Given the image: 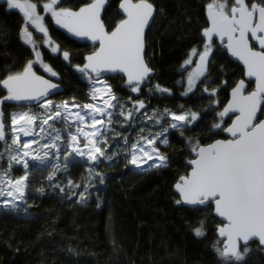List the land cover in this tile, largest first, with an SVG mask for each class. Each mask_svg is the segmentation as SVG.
<instances>
[{"label":"snow or ice","instance_id":"obj_1","mask_svg":"<svg viewBox=\"0 0 264 264\" xmlns=\"http://www.w3.org/2000/svg\"><path fill=\"white\" fill-rule=\"evenodd\" d=\"M3 4L22 14L18 36L31 51L22 63L0 67L2 210L27 211L23 205L37 174L47 181L35 187L40 195L46 187L59 189L62 199L76 197L82 206L95 195L101 207L102 166L122 159L140 172L166 168L169 156L162 149L178 134L187 160L173 184L175 203L219 218L211 245L218 264H248L253 244L264 250V0L203 5L198 39L176 67L179 79L171 86L157 82L147 52L154 0H119V16L111 24L105 19L110 0ZM46 16L85 41L90 51L81 63L74 64L72 52L52 38ZM30 28L41 34L39 45ZM41 47L87 82L86 102L74 95L57 99L65 95L63 81ZM226 67L239 75H228ZM115 79L127 99L114 91ZM177 92L183 98L178 107L161 103L176 100ZM76 166L85 169L80 183L71 178ZM192 232L207 238L205 222Z\"/></svg>","mask_w":264,"mask_h":264},{"label":"trees","instance_id":"obj_2","mask_svg":"<svg viewBox=\"0 0 264 264\" xmlns=\"http://www.w3.org/2000/svg\"><path fill=\"white\" fill-rule=\"evenodd\" d=\"M154 2L157 15L148 32V57L157 82L171 86L179 79L176 67L198 39V30L206 18L202 6L210 0ZM118 4L119 0H110L105 11L107 23L118 19ZM45 20L52 38L62 49L72 52L74 64L81 63L90 49L54 30L47 16ZM22 21L20 15L0 6V67L14 61L22 63L31 51L18 36ZM41 51L63 81L65 95L57 99L74 95L86 102L87 82L74 68L66 67L62 58H56L46 48L41 47ZM225 71L239 75L236 68L226 67ZM110 82L117 95L127 99L120 80ZM177 97L161 103L176 108L183 103L178 92ZM156 103L153 99L151 106ZM162 150L170 163L159 170L140 172L126 166L122 159L113 167L102 166L106 183L99 186L101 207L96 206L95 195L87 206L75 203L76 197L62 199L59 189L53 192L46 187L40 195L35 187L47 181L37 174L28 203L23 205L26 212L0 209V264H218L211 247L217 239L218 220L206 211H192L175 203L173 184L184 174L187 160L178 134L172 146ZM84 173L85 169L76 166L71 169V178L80 183ZM21 174L22 171L15 172L16 176ZM201 220L205 222L207 238L193 235L192 227ZM251 247L248 264H264L263 250L255 244Z\"/></svg>","mask_w":264,"mask_h":264},{"label":"water","instance_id":"obj_3","mask_svg":"<svg viewBox=\"0 0 264 264\" xmlns=\"http://www.w3.org/2000/svg\"><path fill=\"white\" fill-rule=\"evenodd\" d=\"M0 5H4V4H3V0H0ZM117 10H118V13H119V4H118V6H117ZM13 11H14L15 13H17L18 15H22L21 13H19L18 10H13ZM205 17H206V13H205ZM51 26H52V28H53L54 30L60 32V33L63 34L66 38H68V39L74 41L75 43H78V44H85V41H82V40H79V39H77V38H75V37H72L70 34L66 33L64 30L59 29L57 26H55L54 23H51ZM62 89H63V87H62ZM63 91H64V89H63ZM173 191H174V188H173ZM178 206H179V205H178ZM183 207L188 208V206H183ZM188 209H189V208H188ZM216 219L218 220L219 218H216ZM215 235H216V237H217V233H216V231H215ZM263 252H264V250H263Z\"/></svg>","mask_w":264,"mask_h":264},{"label":"rangeland","instance_id":"obj_4","mask_svg":"<svg viewBox=\"0 0 264 264\" xmlns=\"http://www.w3.org/2000/svg\"><path fill=\"white\" fill-rule=\"evenodd\" d=\"M41 2H43V0H41ZM41 15H44V13L43 12H41ZM49 19H50V17H48ZM34 30V29H33ZM34 33H35V38H37V42H38V45L40 44V36H41V34L40 33H37V32H35V30H34ZM47 49V48H46ZM34 147H35V145H34ZM37 167H40L39 165H36ZM130 167H132V168H134V166H131V165H129ZM135 169V168H134ZM137 170V169H136ZM14 175H15V173H14ZM0 209H2V208H0Z\"/></svg>","mask_w":264,"mask_h":264},{"label":"flooded vegetation","instance_id":"obj_5","mask_svg":"<svg viewBox=\"0 0 264 264\" xmlns=\"http://www.w3.org/2000/svg\"><path fill=\"white\" fill-rule=\"evenodd\" d=\"M0 6H3L5 9H7V7H6V4H4V5H0ZM7 10H9V9H7ZM13 11V10H12ZM22 18H23V16L22 15H20ZM49 21H50V19H49ZM51 22V21H50ZM52 23V22H51ZM30 30L31 31H33V34H34V37H35V33H34V30L33 29H31L30 28Z\"/></svg>","mask_w":264,"mask_h":264}]
</instances>
